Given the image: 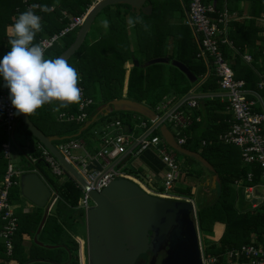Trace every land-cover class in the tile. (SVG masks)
Instances as JSON below:
<instances>
[{
	"label": "crops",
	"instance_id": "0c3cea01",
	"mask_svg": "<svg viewBox=\"0 0 264 264\" xmlns=\"http://www.w3.org/2000/svg\"><path fill=\"white\" fill-rule=\"evenodd\" d=\"M85 1H87V0H53L52 3L48 6L47 5H40L38 3H34L33 5H35V4L38 5V8H36L34 11L38 10L39 12H44V11H41L39 6H47V8L49 9L48 12H50V13H54L55 11L58 10L59 11L57 14L58 21L66 20L67 24H68L73 17L78 16V15L87 14V12L91 9V7H93L94 4H96L94 0H90V2L87 5H85ZM202 1L205 4H212L213 5L214 12L210 14V18L214 21H218L219 16L222 13H226V15H227L226 21L219 23V27L222 30V32L218 35L220 50H221L224 57H225V54L227 57V53H228L229 57H227V58L225 57V59L230 64V66L235 61L236 57H239L240 63L237 64V67L240 69L241 75L243 76V77H240L239 79L244 80L245 84H246L248 75L250 76V79L253 78V80H254L253 86L254 87L253 88L250 87L248 89V91H249L248 96L254 100V105H253L254 110L257 112H260V113H264V86L260 88L258 85L259 82L261 81V79H264V71L261 70L263 63H264L263 62V56H264V40H263V38H264V11L260 10L261 11L260 14L254 13L253 11L260 9V8L255 3H253L252 0H202ZM143 5L145 7L149 6L150 7L149 10H147L145 12V11H142L140 9L136 10L127 4L116 3V4L111 5V7L113 6L112 9H110V7H109V11L104 13V19H109L107 17H109L108 14L110 12H111L110 14H112V17H113V61L114 60H117V61L122 60L123 61V63H122L123 76L121 79L122 85H121V97L120 98L130 99L127 96V87L129 84V78H130L131 72H134L136 74L138 73L142 76V78H144V81L142 83L143 87H146V86L153 87V89L157 90V92L161 91L162 93H164L162 95V98L159 100V102L153 108L150 107L149 105L145 104L144 102H140V103H143L144 105L148 106L152 111H154L157 114L158 117H160L161 115L166 113L167 110H169L174 105H176L177 102L186 93L191 92L192 94H194L193 97H190L189 99L185 100L184 102H182L180 105H178L173 110V113H178V115L181 116L185 120L184 123H180V125H174V123L173 122L171 123L168 119H164L163 122L165 123L168 121L172 125V127L175 129L176 132L174 133L168 128L171 131L176 142L178 141L179 138L185 139V142L182 144H179L177 142L180 146H182L183 148H186L192 152L198 153L203 159H205L201 155V148L204 146H207L209 144V141H207V139H204L207 137L209 138L208 132L212 129L215 130L214 127L216 125L223 126L222 130L217 135V140L224 143L220 139V136L229 128V125L233 120L232 113L228 109V101H227L226 94L222 90H220V87L218 84V79H217V76L214 72L213 65L210 62H207L203 57L198 56V53H199L198 39L195 36L192 27L187 23L188 1L187 0H145L143 2ZM70 9H73L75 11L83 9V12H80L77 15H73L70 12ZM137 14L142 18L144 23L149 25V28L147 31L143 28V26L141 24H136L135 26H129L128 25V23H127L128 17H130V16L135 17ZM97 17H98V15L95 17V19L91 23V26H90L88 32L86 33V36H85V38L81 44L82 48L80 50H78V49L75 50L74 53H76L77 50L78 51L76 54L73 53L74 54L73 58L71 57L73 55L72 54L68 59H66V60H69V64L74 66L77 70H78L80 57L81 58L84 57V55L85 54L87 55V53L92 54L93 53L92 48L95 46V44H97V42L100 41V39H103V38L105 39V36L107 34L106 31L98 33L99 26L101 23L100 20H103V18H102L103 16L101 17L102 19H100V20H96ZM112 17H111V19H112ZM54 19H56V16ZM46 24H47V20L42 19V25H46ZM111 24L112 23H110V25ZM250 25L255 27V28H258V32L256 35L257 38L256 39L254 38L253 40H252V36L249 35V29H247V27L248 26L250 27ZM52 27L53 26H51V28ZM235 28L236 29L240 28L239 30H242V32L245 34V35L242 34L243 41L240 45H235L234 42L232 41V39L230 38V34L233 31V29H235ZM76 29L69 32V35L67 36L68 39H72V38H73V40L75 39V36L77 33L75 31ZM54 31H53V34L59 32V31H56V32H54ZM189 34H190V37H191V39H192V41L196 47L195 55L192 58V60L193 61H202L207 67V70L203 74V76H201V78H198V79L196 78V80H194V81L189 80L188 76H186L185 73H183L178 67H176L174 64H172V61L175 60L176 62H180L184 66H186V68H188L185 63H183L180 60L175 59V56H176L177 51L182 47L181 38L182 37L187 38L189 36ZM45 37H48V34H45ZM168 37H169L170 43L166 44ZM222 39H226V41L222 42L221 41ZM64 42H65L64 38L59 39L57 44L60 47L64 44ZM253 42H254V46L251 45V44H253ZM258 46H261V49H260V53L258 55H256L255 53H256V51H258L257 50ZM102 53H104L105 57H109V58L112 55L111 49L103 50ZM245 55H249L251 57L250 60H246L244 58ZM155 58L156 59H158V58L165 59L166 58L167 62L159 61V62L147 64V62L149 60H152ZM257 64L259 65L258 68H256ZM244 66L245 67L247 66L251 69L250 70L251 72L248 73V75H246V73H244V69H243ZM118 71H119L118 68L113 66V74L118 73ZM176 71H179L184 76V78L181 76V78L179 79L180 80L179 82L174 81L175 82L174 86H176V87L173 86V90H172L170 88L171 85L169 82V78H171V76L173 77V75H174V73H176ZM98 72H100L99 69H98ZM190 72H191V70H190ZM148 74H152L151 78H149ZM191 74L193 75L192 72H191ZM210 75L212 77L216 78V82L218 85L217 91H213L210 93L198 92V88H199L198 86L201 83H203L207 79V77H209ZM244 76H246V77H244ZM81 78L82 77L80 75L79 87L82 89L83 95L92 100V102L86 107L85 111L88 113V117L83 122H78L76 120L59 119V117H58L59 113H67V114L77 113L79 111V104H74L76 108L73 111L69 110L68 109L69 107L61 108L59 111H54L53 109L58 106L57 104H47L46 109L49 107L51 114H52V116L56 122H59V123H61V122L77 123L80 125L79 128H77V130L68 134V135H73V137L66 138L63 140L53 141V144L55 147H57L59 144L64 143L70 139H76V140L81 141L84 144V149H79V151L82 150L83 153L85 151L91 153V152L98 150L102 146L104 133L102 132L103 131L102 128H99L100 130L99 129L97 130V132H102V136L100 139L101 140V146L99 148L88 145L83 140L79 139L78 135L75 136V134L78 133V131L82 127L84 128L85 123L87 121H89L90 119H92L91 123H93L98 117H104V116L108 115L109 113L120 112L123 115V113L132 112V111H123V110L114 111L113 110L112 112L106 113L104 115H102V114L100 115L98 113L97 116L95 117L96 112H98V108L107 102L101 103L100 105L97 106L95 111L91 112L90 107L96 103V100L94 99L93 92H91V90H88L89 93L86 91V89L84 88V86L81 83L82 82ZM113 79H115V78H113ZM186 79H187V81H186ZM96 83H99V82L97 81ZM113 83H115V80H113ZM116 83H117V81H116ZM93 85H95V84H93V82H92V86ZM183 88H189V90L185 94L181 95L179 91L182 90ZM0 91H1V89H0ZM204 97L209 98V101L206 102V100L203 99ZM101 99H102V97H101ZM113 99H119V98H113ZM130 100H132V99H130ZM190 100L196 101L195 107H190L188 105V102ZM133 101H135V100H133ZM219 105H221V107H219ZM133 113H136V112H133ZM136 114H139V113H136ZM139 115H141V114H139ZM141 116H142V118H138V117H136V115L132 114L131 117H132V119H136V120L139 119V121L141 120L140 125L143 122L145 124V127L142 125L141 126L143 128H145V130H144L145 132H149V129L151 128V126L153 125V123L155 121L151 120V119H149L143 115H141ZM115 119H119L123 122V124L125 125V130L127 132H128V128H126V125L129 124L130 128H131L130 132L132 133L133 128H132L130 121L125 122L121 118H115ZM91 123L89 125H91ZM89 125L87 126V128L89 127ZM1 127H2V125L0 124V128ZM261 127H262V133L264 136V120L262 121ZM40 128L43 129V127H41V126H40ZM87 128L81 129V133L79 135H81ZM150 131L151 132L149 135L159 136L163 140V141H161V145L164 146L166 151L174 157L177 165L179 166L178 177H179V175L181 176L182 171H184L186 174L187 170L181 168V166L177 162V159L175 158V154L173 152H171L172 150H175V149H173L171 146H169L165 142L163 136L161 135V133L159 131L158 126L154 127ZM0 132L4 133L6 135V140H7L8 135L6 134L4 128L2 131L0 130ZM46 132H49V131L47 130ZM203 133H205L206 137L202 136ZM44 134H46V133H44ZM46 135H57V134H46ZM140 135H138L136 137H139ZM58 136H61V135H58ZM64 136H67V135H64ZM36 141H37V146H36L37 149L36 150L41 153V148L45 147V146H43L38 140H36ZM4 142L2 143L3 157H4V151H3ZM224 144H226V143H224ZM227 145L233 146L235 151L237 150L240 153L239 147L232 145V144H227ZM168 148H170L171 150L169 151ZM11 149H12V145H11ZM148 149H150L161 162V168H160L159 173L156 174L154 172V170H152L149 167L144 166L141 163V161L138 159V156L140 153L138 155H134L132 153L125 155L121 159V163L124 166L125 171L129 174H132V175H135V174H133L132 170L130 169L131 165H133L135 167V169H142L143 174H140V173L136 174L135 177L139 178L147 187L152 188L155 191H161L162 192V191H164V188H163L164 186L162 185V181L164 178V173L167 170V167H166V164L161 160V158L156 153L155 147L152 146L151 148H148ZM79 151L76 150L75 152L78 153ZM30 156H31V154H30ZM185 156H187L189 159H192L196 162H199L204 168L207 169L206 174H200L197 176L198 178H200V177L202 178V180L200 181L199 191H205V189L208 188L210 194L213 195V198H212V200H207V198H205V196L204 197L199 196L200 197L199 205L200 204L205 205V204L212 203L213 201H215V199L217 197V188H218V184L220 181L219 174L217 173L215 168L209 163V161H207L206 159H205L206 162H208L213 167L214 171H212V170L208 169L206 166H204L197 158L190 157L188 155H185ZM4 159L6 160V167H7L8 161L5 157H4ZM33 160H34V158H32V162H33ZM99 163L97 162L98 165H99ZM128 163H129V165H128ZM240 163L242 166H245L247 169H246V173L244 176L234 180L233 186L238 191V193H240V196L236 200V206L241 210L253 209V210H259L260 211L262 206H264L263 188H262V192H260L258 190L259 187H262L259 185V183L261 181V177H260L261 173L259 174V182H256L255 184H251V183H252V180L254 179L255 169L259 168L260 172H261V169L257 163H246L245 161H243V159L241 158V155H240ZM92 166L95 167V165H92ZM5 170H6V168H5ZM16 170L20 174L24 171L34 170L40 175V173L35 168H33L32 166L30 167V164H29V167L25 168L24 170H21V171H19L18 169H16ZM4 173H5V171H4ZM248 173L252 174V177L250 180H248ZM20 174H19V178H18L19 179V184H18L19 187H20ZM214 175L218 177L217 182H215L216 177H213ZM3 176H4V174H3ZM65 176L71 177L67 173V174H64L62 177H59V178L63 179V178H65ZM140 176H145L146 181H144V179H142ZM178 177H176V178L178 179ZM176 178L173 182V187L169 190V193L172 195L178 196V197H182L181 199H185V198L189 199L192 202L193 207L195 209L194 215L196 217L197 226H198L199 231H200V225H199V220H198L199 206L197 207L195 200L193 198V196L196 194L197 190H196L195 186H193L191 188L190 195H185V194H182L180 192H176V190H175L177 188V187H175V181L177 180ZM2 179H3V177H2ZM2 179L0 180V182L2 181ZM212 180L214 181L215 185H213V183L211 182ZM75 183H76V186L78 187L77 181H75ZM18 185L12 186L9 189V192L13 187L18 186ZM249 186L254 187V190L252 191V193H246V189ZM51 190L54 193V195H56V197L58 199L59 198L58 193L56 191H54L53 189H51ZM214 190H215V192H214ZM80 192H81V190H80ZM258 197H261L262 202L258 203V201H257ZM57 199H56V201H57ZM50 200H51V198L49 199L48 203H50ZM10 202L12 205V209L14 211V215L17 218V227H18V213L32 210L36 206V205L32 204L30 201L28 203H26L23 207L17 206L16 203L14 202V200H12ZM55 202H54V205L52 206V208H49L48 204L45 206V208L47 207V215L54 211ZM77 209L79 211L83 210L82 208L79 207V204L77 206ZM76 212L77 213H75V214H78L77 210H76ZM44 213H45V211H44ZM79 223H80V221H79ZM3 224H4V221L2 222L1 229L3 227ZM221 224L223 225V229H222L220 236L222 235L223 230H224V224L223 223H221ZM17 227H16L15 231L17 230ZM15 231H14V233H15ZM39 232L37 233V229H36L35 233L33 234L32 239L34 241H35V237H36V240L38 241L37 237H38ZM69 234L74 237V239L77 241V243H79L78 244L79 246L82 245V242H81L82 240L78 235L73 234V233L72 234L69 233ZM200 234H201V232H200ZM23 238H24V243L26 245H28L31 237L29 235L25 234L23 236ZM219 238L217 239V241L210 243L208 245L203 244L205 251L208 254L216 257V259L218 261L217 264H223L224 262H228V261H231L233 264H237V263L248 264L250 262L249 257L243 256V255L230 256V252L240 250L243 245H252V246L257 247V248H264V244L256 241L255 237L252 236L250 242L242 243L240 245L233 246V247H228V248H225L224 250H222L220 252H214V253L209 252L208 251L209 246H211L212 244H218ZM12 240H13V238H12ZM80 251H81L80 255L83 254L82 249ZM83 261H84V259H83ZM83 264H85V261L83 262ZM263 264H264V260H263Z\"/></svg>",
	"mask_w": 264,
	"mask_h": 264
},
{
	"label": "trees",
	"instance_id": "16d2710c",
	"mask_svg": "<svg viewBox=\"0 0 264 264\" xmlns=\"http://www.w3.org/2000/svg\"><path fill=\"white\" fill-rule=\"evenodd\" d=\"M52 1L53 0H29V3H38L40 5L48 6L52 3ZM252 1L260 8L253 11L254 13L260 14L261 11H264V0ZM89 2L90 0L85 1V5H87ZM109 7L110 6H107L104 9L109 10ZM27 9L28 8L26 3L22 0H0V59H2L3 56L11 50L10 44L8 43V38L11 35L9 31L10 26L14 23L18 15ZM107 10L104 12H108ZM35 12L37 15L41 16L42 19L47 20V24L42 25L43 31L41 33H38L35 37L34 42L36 43H39V40L45 37V34L51 36L54 30V32L60 31V29H62L67 24L66 20L58 21V10L54 13H50L48 11L39 12L38 10H36ZM70 12L73 15H77L80 12H83V9L77 11L70 9ZM110 13L108 14L109 18L112 17V14ZM55 16L56 19H54ZM251 25L250 27L248 26L247 29H249V35L252 36L253 40L254 38H257L256 35L258 32V28H255ZM51 26L53 27L51 28ZM109 29L110 35L109 32H107L105 39H100V41L95 44V46L92 48V54L87 53V56L84 53L85 55L82 58L80 57L78 65V71L80 72L79 74L82 77L81 83L88 93V90H91V92L93 90L92 82H99L102 91L101 103H105L113 98L121 97L123 61H113V36L111 35L113 34V24L110 25ZM239 29L240 28L233 29L230 34V38L235 45H240L243 41L242 34L245 35L242 30ZM68 35L69 33L61 38H64L65 40L62 46L59 47L57 42H55L52 46L46 49V59L56 58L71 44L73 38L68 39ZM181 44L182 47L177 51L175 59L185 63L197 79L201 78V76H203V74L206 72L207 67L202 61L192 60L195 55L196 47L190 37V34L187 38H181ZM251 45L254 46V42ZM81 48L82 45L78 48V50H80ZM109 49H111L112 52L110 58L105 57L104 53H102L103 50ZM260 49L261 46H258V51H256L255 53L256 55L260 53ZM74 54L71 56L72 58ZM227 57H229L228 53ZM67 61L69 63V60ZM238 63H240V60L239 57H236L235 61L231 65L235 74V78L237 79L243 77L241 75L240 69L237 67ZM113 66L118 68V73L113 74ZM258 67L259 65L257 64L256 68ZM98 69L100 70V72H98ZM243 69L246 75L251 72V69L247 66H244ZM261 70L264 71V63ZM148 76L149 78H151L152 74H148ZM181 76L184 78V76L179 71H176L173 77L169 78V82L171 85L170 88L172 90L173 86L175 85L174 81L179 82ZM113 80H115V83L117 81V83H113ZM143 81L144 78H142L140 74L131 72L129 84L127 87V96L132 100L144 102L145 104L153 108L162 98V95L164 93H162L161 91L157 92V90H154L153 87H143ZM253 83V78L250 79V76L248 75L245 88H253ZM198 87V92L201 93H210L213 91H217L218 85L216 82V78L210 75ZM188 90L189 88H183L179 92L181 95H183ZM203 99L206 100V102L209 101V98L204 97ZM46 105L38 109L36 115L29 117L35 126H37L38 128H40L41 126L45 128L46 131H49L46 132L42 128H40L44 133L64 136L79 128L80 125L77 123L56 122L51 114L49 107L46 109ZM219 107H221V105H219ZM75 108L76 107L73 104L70 105L68 109L73 111L75 110ZM96 108L97 103L93 104L90 107L91 112L95 111ZM18 123L20 134L31 135V132L19 118L17 120V125ZM214 128L215 130L212 129L208 132L209 138H204L209 141V144L201 148V155L215 168V170L219 174L220 181L218 184L217 197L215 201L209 204L199 205L198 220L200 227H205L207 229H212L214 224H216L217 222L223 223L224 230L218 240V244H212L211 246H209L208 251L212 253L220 252L225 248L250 242L252 236L255 237L256 241L264 244V206H262L260 211L253 209L241 210L236 206V200L240 196V193H238V191L233 186L234 180L244 176L247 168L245 166H242L240 163L239 151H235L233 146L224 144L217 140V135L222 130L223 126L216 125ZM202 136L206 137L205 133H203ZM31 137L33 136L31 135ZM5 140L6 135L0 132V180L3 177L6 168V160L4 159L2 153V143ZM31 157L34 158V160L30 167L32 166L40 173L49 187L58 193L59 198L55 202L54 211L47 215L45 222L38 234L37 239L38 241H41L43 245L36 243V241L32 239V236L35 233L43 215L42 208L35 206L32 210L18 213V227L12 236V255H10V257L6 255L4 244L2 240H0V264H79L78 243L74 239V237L70 235L61 225L60 216L62 214H67L72 218L73 222L79 224V221L83 216V212L77 209L81 194L80 189L76 186L75 181L71 177L65 176V178L60 179L59 177L52 174L48 164L44 161L43 157H41V153L37 150H34L31 153ZM138 159L144 166L151 168L156 174L159 173L161 162L150 149L142 151L139 154ZM130 169L135 175L139 173L143 174L142 169H135L133 165H131ZM259 174L260 170L259 168H256L254 171V179L252 180L251 184L259 182ZM191 188V186L184 189L177 187L175 190L176 192L190 195ZM19 190V185L13 187L10 190L9 201L14 200L13 193L19 194ZM76 210L78 211V214H75L77 213ZM2 222L3 221L0 217V230ZM25 234L31 237L28 245L24 243L23 236ZM45 244L57 246L48 248L45 246Z\"/></svg>",
	"mask_w": 264,
	"mask_h": 264
},
{
	"label": "built area",
	"instance_id": "2783aa9c",
	"mask_svg": "<svg viewBox=\"0 0 264 264\" xmlns=\"http://www.w3.org/2000/svg\"><path fill=\"white\" fill-rule=\"evenodd\" d=\"M22 1L26 3L27 8L33 5L29 3V0ZM94 1L96 3L99 0ZM187 1V23L192 27L194 34L198 39V56L203 57L207 62H210L213 65L220 90L226 94L228 109L232 113L233 120L230 123L229 128L220 136V139L226 144H232L239 147L243 161L246 163H257L259 165L261 169V181L259 185L262 186L264 191V136L261 127L262 121L264 120V113L254 110V100L248 96L249 91L245 88V81L235 78L232 67L220 50L218 35L222 30L219 27V23L225 22L227 15L226 13H222L219 16L218 21H214L210 18V14L214 12L212 4H205L202 0ZM85 16L86 14L73 17L59 32L41 38L39 43H41L45 49L49 48L67 33L78 28L83 23ZM221 41L224 42L226 39H222ZM244 58L250 60L251 57L245 55ZM3 84V78L0 77V124L8 135V139L3 144L4 157L8 162L3 179L0 182V217L4 221L3 227L0 231V239L4 243L6 255L10 256L13 252L12 236L17 227V218L14 215L11 202L9 201V189L14 185L19 184L18 178L20 174L9 160L11 153L10 138L13 139L14 137V130L17 126L18 116L12 115L16 110L12 107L9 100V90L5 88ZM258 85L260 88L263 87L264 79H261ZM91 102L92 100L85 97L82 91V101L79 103V111L75 114L59 113L58 117L59 119L83 122L88 117V113L85 111L86 107ZM188 105L190 107H195L196 101L190 100ZM165 119H168L171 123L173 122L174 125H180V123L185 122L178 113H173V111L169 113ZM141 125L145 127L143 122ZM109 127H113V131H107ZM102 130L104 133L103 144L94 152L89 153L85 151L82 154L76 153V150L84 149V144L76 139H70L56 147L61 155L76 169L77 173H79L86 182L87 186L85 188L77 183L82 193L79 207L82 208L83 211L90 205V196L88 195L89 190L95 189L96 191H101L103 187L116 178H127L132 180L140 185L147 193L167 199L190 201L189 199H181L182 197L169 193V190L173 187L176 172L179 171V166L174 157L166 151L164 146L161 145V141L163 140L159 136L149 135L151 131H144L139 137H134L131 132L125 130V125L119 119L107 123ZM177 142L182 144L185 142V139L179 138ZM152 146L155 147L156 153L167 167V170L164 173V191L162 192L147 187L139 178L135 177V175L127 173L121 163V159L125 155L129 153L138 155L141 151L151 148ZM41 157H43L52 174L55 176L62 177L64 174H67L62 164L47 148H41ZM114 161L115 164H113ZM94 162H100L99 166L101 168L97 169L94 166H89ZM251 177L252 174L248 173V180H250ZM253 190L254 187L249 186L246 189V193H252ZM51 197L49 208H52L57 199L53 192L51 193ZM194 214L195 209L193 211V217L197 232L201 264H217L218 261L216 257L205 251ZM233 255L249 257L250 262L248 264H263L264 248L243 245L240 250L234 252L231 251L230 256ZM223 264L233 263L228 261Z\"/></svg>",
	"mask_w": 264,
	"mask_h": 264
},
{
	"label": "water",
	"instance_id": "95a60500",
	"mask_svg": "<svg viewBox=\"0 0 264 264\" xmlns=\"http://www.w3.org/2000/svg\"><path fill=\"white\" fill-rule=\"evenodd\" d=\"M144 1L99 0L87 12L73 42L57 57L68 59L78 49L91 23L105 7L122 3L146 12L150 7H145ZM159 61L167 62V59L155 58L149 60L147 64ZM172 64L185 73L189 80H196V77L182 63L173 60ZM193 96L194 94L191 92L186 93L176 105L160 117L143 103L126 98L111 99L98 108L95 117L98 113L104 115L113 110H123L136 112L155 120L149 131L158 126L161 135L169 146L184 155L197 158L204 166L214 171L213 167L198 153L180 146L163 122L171 111ZM18 118L28 128L31 135L55 156L66 172L85 188L86 182L53 144V141L71 138L73 135H46L33 124L28 116L21 114ZM91 122L92 119L87 121L84 128H87ZM126 128H128V132L131 131L129 124L126 125ZM81 129L75 136L81 133ZM92 165H95L97 169L101 168L97 162L89 166ZM140 177L146 181L145 176ZM213 177H216L215 182H217L218 177L215 175ZM211 182L215 185L213 180ZM20 193L32 204L45 207L47 204L49 205L52 190L36 171L30 170L20 174ZM88 195L92 204L84 210L80 220V224L85 227L86 232L85 264H135L137 257L147 250L156 252L165 246H167V250L166 257L162 261L163 264H201L193 217L194 207L190 201L167 199L147 193L142 187L127 178L113 179L101 191L90 189ZM46 216L47 207L38 225L37 233L42 228ZM35 241L43 245L36 240V237ZM45 246L52 248L57 245L45 244Z\"/></svg>",
	"mask_w": 264,
	"mask_h": 264
},
{
	"label": "clouds",
	"instance_id": "9594fccd",
	"mask_svg": "<svg viewBox=\"0 0 264 264\" xmlns=\"http://www.w3.org/2000/svg\"><path fill=\"white\" fill-rule=\"evenodd\" d=\"M37 7L29 6L10 26L11 50L0 59V77L16 110L13 116L31 117L46 104H57L53 110L59 111L82 101L78 70L63 57L46 59V49L34 42L37 34L43 31L42 17L34 11ZM39 7L41 11L49 10L47 6ZM127 23L129 26L141 24L146 31L149 28L138 14L128 17ZM101 24L108 29L110 21L104 19Z\"/></svg>",
	"mask_w": 264,
	"mask_h": 264
},
{
	"label": "rangeland",
	"instance_id": "374dc122",
	"mask_svg": "<svg viewBox=\"0 0 264 264\" xmlns=\"http://www.w3.org/2000/svg\"><path fill=\"white\" fill-rule=\"evenodd\" d=\"M113 6L111 7L110 5V9H112ZM107 10V9H106ZM105 9L102 10L100 12V14L98 15V17L96 18V20H100L103 18L104 20V11H106ZM109 11V10H107ZM103 16V17H102ZM102 17V18H101ZM109 18V17H107ZM110 21V23L113 24V17L112 19L109 18L108 19ZM102 21V20H100ZM79 28V27H78ZM78 28L75 30L76 32L78 31ZM110 28V26H109ZM105 29L102 24L100 23L99 26V30L98 33H101L103 31L109 32L110 35V29ZM113 36V34H111ZM170 40L169 37L167 38L166 44H169ZM172 78V76H171ZM95 85H93V97L96 100L97 106L101 104V97H102V91H101V87L99 83H93ZM132 114L136 115V117L138 118H142L141 115L133 113V112H126L123 113V115L120 112H113V113H109L108 115L104 116V117H98L93 123H91V125H89V127L81 134L78 135L79 139L83 140L85 143H87L88 145H91L93 147H97L99 148L101 146V136H102V132H97V130L99 128H104V126L109 123L112 122L115 118H121L123 121H130L133 131L132 134L134 137L142 134L145 130V128H143L140 125L141 120L139 121V119H132ZM167 127L172 131V132H176L175 129L172 127V125L167 121L165 122ZM44 129V128H43ZM0 130H3V127L0 128ZM46 131V129H44ZM107 131H113V127H109L107 129ZM11 145H12V149H11V153H10V157L9 160L10 162L14 165V167L16 169H18L19 171L24 170L25 168L29 167V164H32V157L30 156L31 152L37 149V141L35 140L34 137H31V135H23L20 134L19 131V123L17 125V127L14 130V137L13 139H11ZM168 150L170 151L171 149L168 148ZM79 151V150H78ZM171 152H173L175 154V158L177 159L178 164L181 166L182 169L187 170V173L185 174L184 171L181 172V176L179 175L178 177V172H176V177H178V179L175 181V187H180L182 189L186 188V187H193L195 186L196 188V194L193 196L195 203L197 205V207L199 206V196H202L205 198H207V200H212L213 195L210 194L208 188L205 189V191H199L200 189V181L202 180V178H198L197 176L200 174H206L207 169L204 168L199 162H196L192 159H189L187 156H185L184 154L177 152L175 150H172ZM79 154H82V150H80L78 152ZM129 165V163H128ZM162 185H163V181H162ZM258 190L260 192H262V187H259ZM207 191V192H206ZM18 192V191H17ZM215 192V190H214ZM82 197V194H80V198H79V204H80V199ZM13 198H14V202L16 203L17 206L23 207L26 203H28L29 201L27 199H25L23 196H21L20 190H19V194L18 193H13ZM258 203L262 202L261 197H258L257 199ZM90 204H92V201L90 200ZM43 210V213L45 211V207H41ZM81 212L84 213V211L80 210ZM61 219V225L63 226V228L69 232V233H73L78 235L81 240H85V227L83 225H81L80 223L77 224L75 222L72 221V218L67 215V214H62L60 216ZM223 229V225L218 222L216 224H214L212 229H207V228H203L200 227V232H201V238H202V243L204 245H208L210 243H213L215 241H217V239L220 237V234L222 232ZM82 242V241H81ZM79 244V243H78ZM82 249L83 251V245H81V247L78 245V259H79V264H82L83 259L86 260V245H85V249H84V253L80 255V250ZM84 255V256H83Z\"/></svg>",
	"mask_w": 264,
	"mask_h": 264
},
{
	"label": "flooded vegetation",
	"instance_id": "af4514ba",
	"mask_svg": "<svg viewBox=\"0 0 264 264\" xmlns=\"http://www.w3.org/2000/svg\"><path fill=\"white\" fill-rule=\"evenodd\" d=\"M82 245H83V253H84V249L86 245V232H85V240L84 241L82 240ZM166 250H167V246L161 248L156 252L152 250H147L145 253L137 257L135 264H163L162 261L166 257Z\"/></svg>",
	"mask_w": 264,
	"mask_h": 264
}]
</instances>
